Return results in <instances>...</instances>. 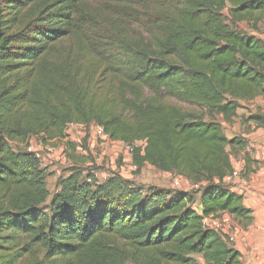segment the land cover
<instances>
[{
    "label": "trees",
    "instance_id": "obj_1",
    "mask_svg": "<svg viewBox=\"0 0 264 264\" xmlns=\"http://www.w3.org/2000/svg\"><path fill=\"white\" fill-rule=\"evenodd\" d=\"M102 1L151 2L0 0V264H198L197 255L242 264L233 242L202 219L253 221L224 182L234 170L226 148L245 145L227 139L216 117L231 124L242 103L264 96V39L237 27L257 29L264 0H167L153 7L147 40L115 34L112 17L98 20L90 3ZM248 120L264 129V114ZM70 124L97 125L127 145L145 141L131 155L138 171L149 165L196 190L117 174L98 183L72 168L48 201L40 160L11 142L62 141Z\"/></svg>",
    "mask_w": 264,
    "mask_h": 264
},
{
    "label": "rangeland",
    "instance_id": "obj_2",
    "mask_svg": "<svg viewBox=\"0 0 264 264\" xmlns=\"http://www.w3.org/2000/svg\"><path fill=\"white\" fill-rule=\"evenodd\" d=\"M166 2L167 0H151L149 2L150 4L147 3L143 6L132 8L107 1L93 2L90 5L92 10H94L93 15L98 20L104 17H112L114 19L117 23L115 34L147 40L150 35V27L146 28L145 24L149 22V19L154 13L153 7L156 5L161 6ZM106 19H101V21H105ZM103 27L104 25L99 24L98 30ZM237 27L242 32L254 34L264 39V21L257 25V29H254V26L248 21L238 23ZM88 35L93 36L91 34ZM93 37L96 38V35ZM64 43V45H67L70 41ZM173 103L185 110H193V108L183 104ZM256 113L264 114V96H260L251 102L242 103L241 108L237 111V118L231 124L224 123L220 116L216 117V120L221 124L223 132L228 139L237 138L245 145L244 149L235 147L233 150L227 147V151H230L231 155L235 157L233 161L235 167L240 170L244 169L242 164L244 157L249 155L260 156L261 153L264 154V129L248 120L249 116ZM92 127H95V125L92 124ZM92 127H87L85 130L66 128V142L77 147L75 153H72L70 148H67L59 141L56 142L55 154L48 155L45 152H40V164L42 168H45L47 174L46 184L50 193L48 201L56 191V180L61 176L66 177L72 168L82 171L83 176L90 173L98 183H102L113 174H117L121 178L134 182L142 187H156L170 190L178 189L184 191L196 190L197 187L193 188L188 185L190 183L188 180L180 177L176 182V177L173 174H165L149 165H144L138 171L132 164L131 155L125 150L124 146L108 144L107 146L99 148L97 147V141L92 144L91 141L94 139L95 134ZM95 137H97L96 134ZM27 143L28 145L11 142V146L15 149H27L31 146L32 150L40 151L47 144L36 137H31ZM247 148H249V151H247ZM242 177H245L244 171L241 173L240 178ZM193 208L196 210L199 209L197 201L193 204ZM229 227L230 233L236 237L238 224L231 219ZM150 256L155 257L152 253H150ZM194 258L198 264H204L201 256L197 255Z\"/></svg>",
    "mask_w": 264,
    "mask_h": 264
},
{
    "label": "crops",
    "instance_id": "obj_3",
    "mask_svg": "<svg viewBox=\"0 0 264 264\" xmlns=\"http://www.w3.org/2000/svg\"><path fill=\"white\" fill-rule=\"evenodd\" d=\"M95 139L94 134L92 144L95 143ZM107 145L108 143H105L103 146ZM235 147L229 148L234 150ZM246 157L247 165L244 163ZM246 157L242 163L244 167L246 166V172L243 169L245 177L235 179L229 185L231 191L242 197L244 206L251 210L253 221L246 228L238 225L236 237L234 234L231 235L235 240L233 246L240 253L242 264H264V154ZM230 158L233 169L240 170L233 163L235 157L230 155ZM188 185L193 187L191 183Z\"/></svg>",
    "mask_w": 264,
    "mask_h": 264
},
{
    "label": "built area",
    "instance_id": "obj_4",
    "mask_svg": "<svg viewBox=\"0 0 264 264\" xmlns=\"http://www.w3.org/2000/svg\"><path fill=\"white\" fill-rule=\"evenodd\" d=\"M67 127L72 128V129H78V130H85L87 127H92V125L84 126V125H78V124H70ZM94 133L96 134V139L95 142L97 141V147L101 148L105 143L111 144V145H119V146H124L125 150L132 155L134 152L135 148L138 147H143L145 144V141H140V142H135L134 144L127 145L123 144L120 141H113L108 138L107 135L103 133V130L101 127L95 125V127H92ZM56 142L57 141H50L48 142L44 147L43 150L37 151V150H32V147L29 146L26 150L29 152H33L36 156V158L40 159L41 154L40 152H45L48 155H53L56 153ZM61 143L66 142V139L59 141ZM28 145V143H26ZM25 146V145H24ZM247 151H249V148H247ZM243 170H233L232 174L226 176L224 178V182L229 184L232 183L235 179H240L241 173ZM180 177H176L175 181ZM230 217L226 214L218 215V216H208V217H203L202 219V225L206 229H212L217 232H219L221 235L228 237L230 242H233L234 239L230 233V227L228 228L230 224Z\"/></svg>",
    "mask_w": 264,
    "mask_h": 264
}]
</instances>
